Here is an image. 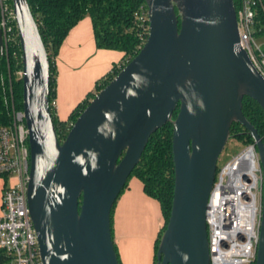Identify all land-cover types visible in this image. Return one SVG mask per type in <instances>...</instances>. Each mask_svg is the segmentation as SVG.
I'll use <instances>...</instances> for the list:
<instances>
[{
    "label": "water",
    "instance_id": "obj_1",
    "mask_svg": "<svg viewBox=\"0 0 264 264\" xmlns=\"http://www.w3.org/2000/svg\"><path fill=\"white\" fill-rule=\"evenodd\" d=\"M10 2L29 150L25 199L41 263L118 264L110 209L149 136L168 122L173 188L154 264H209L207 199L236 122L251 137L261 170L254 264H264V144L241 111L247 96L264 116V79L239 46L233 0H143L142 45L62 140L53 128L49 62L36 22L27 0Z\"/></svg>",
    "mask_w": 264,
    "mask_h": 264
},
{
    "label": "built area",
    "instance_id": "obj_2",
    "mask_svg": "<svg viewBox=\"0 0 264 264\" xmlns=\"http://www.w3.org/2000/svg\"><path fill=\"white\" fill-rule=\"evenodd\" d=\"M260 12V17H258ZM239 46L264 79V0H238L235 9ZM141 34L147 35L146 8L134 13ZM16 34L11 3L0 0V37L6 45ZM17 36V34H16ZM21 76V69L16 72ZM8 119L0 124V250L7 264H42L29 217L25 185L29 170L27 130L22 109L4 96ZM54 108V99L51 100ZM253 152V162L244 154ZM261 170L253 145L215 168L205 210L209 264L254 262L260 217Z\"/></svg>",
    "mask_w": 264,
    "mask_h": 264
},
{
    "label": "trees",
    "instance_id": "obj_3",
    "mask_svg": "<svg viewBox=\"0 0 264 264\" xmlns=\"http://www.w3.org/2000/svg\"><path fill=\"white\" fill-rule=\"evenodd\" d=\"M237 1L233 0L234 9H236ZM7 3L10 5V0H7ZM27 3L46 49L49 62V109L56 136L62 140L71 123L93 95L142 45L146 33L141 34V30L134 20V13L141 5L146 7L143 0H27ZM257 15L260 17V12ZM84 16H88L90 19L95 46L100 49L121 51L124 58L118 67H113L111 72L95 82L93 90L77 103L65 120H59L51 106V100L54 99V57L67 32ZM261 22H264L262 18ZM20 69V49L14 32L13 37L6 45L1 43L0 124L5 123L9 117L6 113L4 96L13 108L21 109V80L16 74ZM241 111L255 128L264 144V116L258 104L251 98L243 96ZM175 113L176 109L173 111L172 117L175 116ZM231 131H235L236 137L252 144L251 137L239 123L233 122L230 125L229 134ZM170 142L171 124L166 122L149 136L139 161L128 176V178L134 176L141 182L145 195L158 202L163 217V224L153 244V264L159 237L169 214L172 197L173 165ZM114 203L110 209V233L117 261L120 264L111 228ZM0 264H7V257L2 250H0ZM250 264H254V262Z\"/></svg>",
    "mask_w": 264,
    "mask_h": 264
},
{
    "label": "crops",
    "instance_id": "obj_4",
    "mask_svg": "<svg viewBox=\"0 0 264 264\" xmlns=\"http://www.w3.org/2000/svg\"><path fill=\"white\" fill-rule=\"evenodd\" d=\"M123 53L95 46L88 16L65 35L54 57V112L65 120L93 90L95 82L122 63ZM0 178V188L2 186ZM112 238L120 264H153V244L163 217L156 200L142 190L134 176L115 199L111 214Z\"/></svg>",
    "mask_w": 264,
    "mask_h": 264
},
{
    "label": "rangeland",
    "instance_id": "obj_5",
    "mask_svg": "<svg viewBox=\"0 0 264 264\" xmlns=\"http://www.w3.org/2000/svg\"><path fill=\"white\" fill-rule=\"evenodd\" d=\"M248 145L251 144L247 143L244 139L236 137L235 131H231L221 153L217 158L216 167H219L222 163L224 165V163L233 156L245 150Z\"/></svg>",
    "mask_w": 264,
    "mask_h": 264
},
{
    "label": "bare ground",
    "instance_id": "obj_6",
    "mask_svg": "<svg viewBox=\"0 0 264 264\" xmlns=\"http://www.w3.org/2000/svg\"><path fill=\"white\" fill-rule=\"evenodd\" d=\"M252 154H253V152L251 150H247L243 156L248 164L253 162V155Z\"/></svg>",
    "mask_w": 264,
    "mask_h": 264
}]
</instances>
